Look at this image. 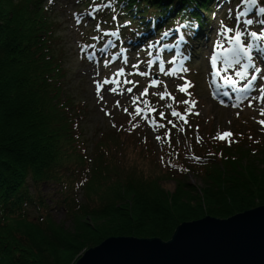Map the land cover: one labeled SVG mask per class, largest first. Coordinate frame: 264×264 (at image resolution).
<instances>
[{"label": "trees", "instance_id": "trees-1", "mask_svg": "<svg viewBox=\"0 0 264 264\" xmlns=\"http://www.w3.org/2000/svg\"><path fill=\"white\" fill-rule=\"evenodd\" d=\"M217 1L76 0L87 18L97 16L99 28L91 36L96 33L98 41L115 30L125 40L145 41L183 24L189 43L196 36L202 39L210 22L204 12H214ZM57 3L0 0V264H72L79 252L109 237L170 240L190 219L226 218L264 205V159L250 157L244 139L235 150L223 146L216 151L221 164L231 168L202 177L207 181L204 202L191 194L193 189L182 187L169 195L158 177L148 179L130 167L120 173L119 162L104 157L112 153L107 149L97 152L98 161L92 163L83 141L75 138L80 134L71 112L81 109V101L66 97ZM184 169L199 173L189 165ZM164 170L185 178L170 167ZM45 187L55 188L51 199ZM58 210L77 229L59 222Z\"/></svg>", "mask_w": 264, "mask_h": 264}, {"label": "rangeland", "instance_id": "rangeland-1", "mask_svg": "<svg viewBox=\"0 0 264 264\" xmlns=\"http://www.w3.org/2000/svg\"><path fill=\"white\" fill-rule=\"evenodd\" d=\"M258 3L257 7L264 6V2L258 0ZM83 7L84 6L78 7L76 0H59L55 9L59 8V15L63 23L61 27V36L63 42L62 54L65 67V81L67 85L66 97L68 95V97H70L71 95V97L75 98L77 101H81L79 107L81 109H77L76 107L74 109L75 111L71 112L77 117L78 127L76 132L81 135H79L80 137L75 136V138H77L78 141H83L80 144L88 149L87 154L93 159L92 163L98 161V159H96L98 158L97 152L100 153L102 150L104 151L107 149L109 153H112H105L104 157L106 159L111 157L114 161L119 162L118 169L120 173L124 171L125 167H130L129 169H134L133 172L136 173L137 171L138 174H142L148 179L155 176L158 177L159 185H161L163 191L169 195L183 187L188 190L193 189L194 191L191 194L198 198V200L200 199V201L204 202L201 198L205 191L207 181L202 177H206L208 171H217V169L224 167L226 169L231 168H228L226 164H221L223 158H219L220 153L217 156L216 151H218L220 147L229 146L227 141L213 139V137L217 136L218 132L223 133L225 131H230L233 133L230 139L236 141L231 144L234 150L239 147L238 144L240 140L244 139L242 142L243 145L251 148L250 154L252 156L250 157L254 159V156H257L263 157L259 158L260 160L264 159V156L261 155L263 152L259 151L264 150V126L258 123V121L264 120V116L260 114V110L264 108V106L260 109H255V104H253L254 100L252 101V107H248V100L241 103L239 108L231 107L234 103L227 101H225V103L229 106H222L219 102L222 99L214 91L222 82L220 80H215L216 82L213 83V77L210 75L212 69L209 64V57L213 52V42L217 40V32L221 28V21H223L224 25L235 28L237 27L235 19L236 14L247 12L248 14L241 18L240 25L242 27V21L245 19L252 18L256 21L264 18V14H260V16L249 15L253 9L257 10V8H252L250 11V6L244 4L242 0H232L231 3H228V0H219L214 7V12H204L205 16L210 20L207 29L209 34L207 38L202 40L196 39L192 42L194 50L198 51V54L194 57V60L191 62V67L189 68L190 71L186 74L187 79L194 84V87L190 88L189 91L192 93L191 99L198 102L195 111H198L200 115L190 116L187 125H185L183 121H180L178 128H171V125H167V128L160 129L159 132H154L152 127H150L147 122L140 119V117H137L136 120L133 121V123L139 122L140 127L134 131H129L131 128L129 124L130 116L123 111V107H127L129 112H132V95H139V93L148 86L151 77H128L129 79L138 80L139 86L134 88L133 94L125 93L123 96L119 95V93L113 94L107 91L108 88L114 85H105L104 90L101 92L104 100L99 102L96 96V87L93 84V79L103 80L105 77H111L118 68L124 66L121 62L108 56L112 51L117 52L119 48H129V65L127 71H132L131 65L136 63L138 59L145 62L140 70L147 71V61L152 60L153 56H157L159 53L157 50V42H163V39L166 37L163 36V33H169V31L163 29L160 32V41H157V38L154 42L153 40L155 38H153V40L146 39L149 42L143 44L138 39L135 41L134 39L132 40V38H129V40H125L122 37L120 38L121 31L118 35L115 29L105 26V29L115 30L117 35H107L109 36L108 38H103L98 41V35L96 33L91 36L93 29L98 25V18L96 15L93 17L91 14L87 18L88 14L84 11ZM230 9L232 12L231 15H229ZM84 16L85 19L83 18ZM246 16L249 17L246 18ZM98 28L99 26L96 29ZM169 30L174 29L171 28ZM248 30L259 32L261 26L254 23L248 26ZM108 33L111 34L110 31ZM141 35L147 38V33H145V31H143ZM175 41L176 39L173 38L171 40L170 38L167 41L168 48L175 46ZM113 42L114 44H112ZM122 44H125V46H121ZM226 46L228 45L226 44ZM94 49L98 51L101 60L93 56L91 57V54L88 53L89 51H94ZM167 51L170 53L171 48ZM105 52L109 53L105 54ZM149 53H151V55H149ZM172 53L175 54L174 52ZM253 56L257 63L256 57L258 56L255 51L253 52ZM105 61L109 63L105 65ZM155 70L158 71V68ZM232 71L234 70H230L229 74H232ZM249 71L250 74L252 70ZM96 73H100V75L97 76ZM160 78L166 81L169 91L176 96L177 100L182 101L188 99L186 95L179 93L176 89V85L183 83V81L174 77L161 76ZM261 86H264V79L262 78H260L259 83L255 85L254 93L251 97L259 94V88ZM122 87H132V85ZM153 91H163V85L158 89L150 88L149 95L145 97V99L149 100L151 104L158 109L163 110L167 115L170 110L164 108L163 105L170 101H160L158 97L151 95ZM214 94L216 98H214ZM117 100L120 101V104L123 106L122 108H117L115 106ZM141 107H143V105H141ZM173 107H176V105L174 104ZM185 107V105H180L178 110L183 112ZM102 108L104 109L103 111L101 110ZM105 111L111 113V115H105ZM237 112H239V116H237ZM154 116L155 119L159 120L158 112L155 113ZM167 118L174 119L170 115H168ZM160 122L167 124L166 120ZM113 124H115L116 127H113ZM180 127L183 128V131L180 130ZM169 129H171L170 142L164 140L157 142L155 139L156 135L163 136ZM198 137L199 143H197ZM103 138H105L104 141L102 140L103 142L99 143V140ZM216 142L219 144L217 149ZM75 146L79 148L77 147L79 146L77 142ZM209 153H214L215 155H209ZM162 156L164 157L163 164L161 163ZM193 156L201 157L202 159L197 162ZM104 157L102 159H104ZM88 160L90 161V159ZM92 163L88 164L87 161L85 166ZM246 163H248V160L242 162L240 166L244 167ZM169 164L172 165L170 168L175 172L180 174L181 172L184 173L182 175L185 176L184 180H181L180 177H173L172 174L164 170L169 167ZM188 165L191 169H198L199 173H195L192 170H181ZM180 181H183L182 185L179 184ZM183 185H185V187ZM52 186L54 187V185ZM43 191L47 195L49 192L50 195L48 196L51 199V193L55 191V188L50 189L45 187ZM56 195H58L57 190ZM80 197H83V193L80 194ZM50 202L51 201H49V203ZM203 206H205V204ZM54 213L59 222H66L68 230L73 231L77 229L75 223L67 220L65 214L61 210L55 211ZM211 216L223 218L215 215ZM194 217H197V215L195 214ZM193 220H198V217ZM193 220L190 219L188 221ZM90 223H92V225L96 224V222L93 221H90ZM90 248L79 252L78 256L75 258V262L72 264H76V261Z\"/></svg>", "mask_w": 264, "mask_h": 264}, {"label": "snow or ice", "instance_id": "snow-or-ice-1", "mask_svg": "<svg viewBox=\"0 0 264 264\" xmlns=\"http://www.w3.org/2000/svg\"><path fill=\"white\" fill-rule=\"evenodd\" d=\"M242 2L246 5H249V10L252 8H257V11L253 13V15L264 14V6H258V0H242ZM231 9L229 11V15H231ZM247 12H240L236 14V22L237 27H228L224 25L223 21H221V28L217 32V40L213 42V52L209 57V64L212 69L210 75L213 77V83H215V78L219 77L223 86L231 91H223L220 95L224 97L232 98L233 93H239L241 95L236 96V103L232 104L231 107L239 108L241 103L244 100H248V107H252V101H258L261 104H264V86L259 88V95L253 96L249 98L246 94L253 87V82L257 81L258 77L255 73H260V78L264 79V69L258 67L257 63L254 60L253 52L255 50L257 56L264 55V18L258 19L254 21L252 18L245 19L242 21L241 18L247 15ZM115 15H113V19H115ZM79 22V21H78ZM257 23L261 26V30L257 31H249L248 26ZM113 35H117L115 31L112 33ZM168 32H164L163 36H167ZM226 44L228 46H226ZM122 51H126L122 50ZM151 55V53H149ZM157 60H159V64H157ZM188 60V56L185 52L176 50L175 54L171 55V58L167 60V64L171 67L165 68V61L161 59L159 56L156 59L148 60L146 63L147 71H141V66L145 64L144 61L137 60L136 63L131 65L132 71H127V67L129 65V57L123 56L121 58V63L124 65L121 68H118L116 72L112 74L111 77H105L103 80L93 79V84L96 87V96L99 101L104 100V97L101 95V92L104 90L105 85H114L107 89L108 92L123 96L125 93L133 94L134 88L139 86L138 80L129 79L131 76H139V77H151L149 80V84L147 87L143 89L139 95H132L131 103H132V112H129L127 107H123L120 104V101H116V107L122 108L125 113L130 116L129 124L131 128L129 131H134L135 129L140 127L139 122L133 123L137 117L144 120L152 127L154 132H159L160 129L167 128V125H171V128H178L179 122L183 121L185 125L189 123L188 118L192 115L199 116L200 113L195 111L197 106V101L191 99L192 93L189 91L190 88L194 87L193 82L187 79V73L190 71L188 67H186V61ZM105 65L109 62L105 61ZM158 68V71L155 69ZM238 69V70H237ZM252 70L254 74L251 75L249 79V70ZM230 70L232 74H229ZM223 73V75H222ZM97 76L100 73H96ZM174 77L183 81L181 84L176 85V89L179 93H182L188 97L185 100H177L176 96H174L168 89V85L166 81L162 80L160 77ZM123 78V79H121ZM240 80L247 81L243 86L238 87V83ZM132 85V87H122ZM163 85V91H153L151 95L159 98L160 101H170L163 105L164 108H168L170 112L166 115V113L158 109L156 106L152 105L151 102L145 97L149 95V89H158ZM217 92H219V86L217 87ZM214 98L216 95L214 94ZM222 106L228 107L224 100L219 101ZM176 107H173V105ZM143 105V107H141ZM180 105H185L184 111L181 112L178 110ZM104 110L103 108L101 109ZM159 114V120L155 119L154 114ZM260 114L264 116V108H261ZM105 115L110 116L111 113L105 111ZM170 115L174 119H168L167 116ZM237 116H239V112H237ZM166 120L167 124L161 123L160 121ZM230 123V122H229ZM262 126H264V120L258 121ZM113 127H116L113 124ZM180 130L183 131V128L180 127ZM170 133L171 129L166 131L163 136L156 135L155 139L157 142L161 140L170 142ZM242 135V134H241ZM233 136V133L230 131H225L223 133H217L216 137L213 139H219L221 141H227L229 146L236 141L231 140L230 138ZM251 139V137H250ZM146 140V138H145ZM197 143H199V137L197 138ZM209 155H215L214 153H209ZM222 156V154H221ZM193 158L199 162L202 158L193 156ZM161 163H164V157H161ZM169 167L172 165L169 164ZM187 171V169H184Z\"/></svg>", "mask_w": 264, "mask_h": 264}, {"label": "water", "instance_id": "water-1", "mask_svg": "<svg viewBox=\"0 0 264 264\" xmlns=\"http://www.w3.org/2000/svg\"><path fill=\"white\" fill-rule=\"evenodd\" d=\"M76 264H264V205L183 222L168 241L113 236Z\"/></svg>", "mask_w": 264, "mask_h": 264}, {"label": "bare ground", "instance_id": "bare-ground-1", "mask_svg": "<svg viewBox=\"0 0 264 264\" xmlns=\"http://www.w3.org/2000/svg\"><path fill=\"white\" fill-rule=\"evenodd\" d=\"M183 27H184L183 24H180V25L176 26L174 30L166 29V30L169 31V33H168V35H167V38H168V39H170V38L183 39L184 37H186L185 32L182 30ZM164 29H165V28H164ZM170 31H171V32H170ZM180 34L183 35L184 37H178ZM156 38H160V37H159V36L155 37V40H156ZM152 39H153V38L151 37V38H149L148 40H152ZM196 39H198V38H193V40H196ZM193 40H192V41H193ZM163 43H164V40H163ZM164 45H165V44H164ZM188 48H189V47H188ZM157 50H159V47H158ZM169 57L171 58V55H170ZM259 58H261V59L264 61V55H259ZM257 96H258V95H257ZM253 104H255V105H254V108H255V109H257V108L260 109L262 106H264V104H261L260 102L255 101V100H254Z\"/></svg>", "mask_w": 264, "mask_h": 264}]
</instances>
